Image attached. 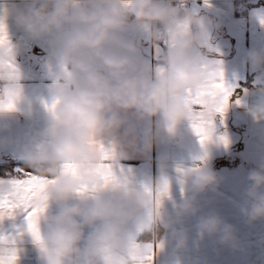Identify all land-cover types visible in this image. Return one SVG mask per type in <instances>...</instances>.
<instances>
[{
    "label": "clouds",
    "instance_id": "clouds-1",
    "mask_svg": "<svg viewBox=\"0 0 264 264\" xmlns=\"http://www.w3.org/2000/svg\"><path fill=\"white\" fill-rule=\"evenodd\" d=\"M23 3L25 10L6 11L5 19L14 15L16 24L34 39L51 37L53 58L66 70L65 81L51 89L55 110L47 128L49 146L26 161L33 174L55 181L44 194L46 210L39 219L41 231L47 213L53 206L59 209L43 237L41 264H130L133 254L143 258L163 248L167 231L174 232L177 249H183L187 235L174 229L162 201L156 202L161 184L151 192L120 182L91 195L78 193L101 183L93 174L102 163L95 144L118 142L133 115L154 121L148 131L150 144L164 138L182 142L179 126L190 121L187 97L208 91L205 85L222 72L218 62L197 54L210 43L219 23L172 0ZM133 28L143 29L154 46L167 40L155 75L153 67L140 59L141 46L125 36ZM17 47L9 40L0 46V104L12 102L15 109L23 100L22 73L14 66ZM247 64L264 71V51L250 52ZM208 101L218 102L213 97ZM14 111H0V117L11 119ZM134 134L129 128L125 136ZM65 164H77L79 174L65 175ZM248 179L247 212L249 222L255 223L264 220V168L253 170ZM179 180L188 193L176 206L182 222L198 216L199 196L218 188L220 178L205 167L189 170ZM197 227L220 246L240 248L235 227L219 214L200 216Z\"/></svg>",
    "mask_w": 264,
    "mask_h": 264
},
{
    "label": "crops",
    "instance_id": "crops-1",
    "mask_svg": "<svg viewBox=\"0 0 264 264\" xmlns=\"http://www.w3.org/2000/svg\"><path fill=\"white\" fill-rule=\"evenodd\" d=\"M7 4L6 9L5 0H0V20L6 25L9 42L18 46L14 66L22 73L23 100L16 105L13 118L0 117V149L22 162L49 146L47 128L51 121L48 110L53 100L51 89L65 81L66 70L53 58L51 37L34 39L16 24L14 15L5 19L6 11L14 13L26 9L23 0H7ZM189 8L200 15L206 12L219 23L214 39L220 36L231 39L229 54L205 48L197 53L203 60H213L221 65L224 83L232 89L223 116L216 114L221 127L217 129L214 118L213 136L202 144L191 121H186L179 126L183 137L180 144L166 138L150 144V121L139 120L133 115L121 130L120 140L104 146L113 155L110 163L118 183L124 182L138 191L150 192L154 185L168 183L169 192L162 198V203L173 220L174 229L187 235L188 243L178 250L174 232H165V246L155 249L152 264H264V220L250 223L247 212L248 177L252 170L222 172L214 169L220 184L199 196L196 217L181 222L177 219L176 207L188 195L180 183L181 174L205 168L201 162L196 164V160L239 147L259 165L257 170L264 168V84L252 85L253 78L262 71L252 70L247 64L250 52L264 51V0H191ZM146 34L143 29L133 28L125 36L137 43ZM163 46L166 50L167 40ZM140 59L145 64L150 63L142 48ZM238 123L244 131L237 128ZM129 128L135 132L131 138L125 136ZM222 136L226 137L227 144L220 139ZM221 158L217 157V162ZM212 164L210 161V166ZM18 173L0 175V181L20 178L23 172ZM58 211L53 206L47 213L49 219L41 229L42 238L48 231L51 217ZM212 213L219 214L235 227L240 242L238 250L220 246L199 231V217ZM86 231L90 233L91 230ZM0 233L18 237L16 264H41L42 247L27 231L25 213L19 212L13 218L0 221Z\"/></svg>",
    "mask_w": 264,
    "mask_h": 264
},
{
    "label": "snow or ice",
    "instance_id": "snow-or-ice-1",
    "mask_svg": "<svg viewBox=\"0 0 264 264\" xmlns=\"http://www.w3.org/2000/svg\"><path fill=\"white\" fill-rule=\"evenodd\" d=\"M264 22V21H262ZM8 43L6 25L0 20V46ZM208 91H197L190 94L186 103L190 106V121L194 133L200 138L202 144L207 143L213 136L215 129L214 116L219 113L223 116L226 111L232 89L226 86L223 80V73L219 75V80H215L205 85ZM208 97L218 100L217 103H209ZM15 110V104L10 102L7 105L0 104V111ZM49 112H54L55 102L48 107ZM220 139L227 144L226 137ZM95 149L101 154L102 163L94 170L93 174L101 180L99 185L92 189L87 187L79 191V195L87 196L93 194L102 188L118 183L110 161L113 159L112 153L105 148L102 143H96ZM65 175L76 176L79 174V166L77 164L63 165ZM55 183L54 180L47 177L38 176L32 172H23L20 178H14L10 181H0V221L7 218L15 217L19 212L25 213L27 221V231L33 240L43 249V238L39 228V219L45 212L43 204L44 194L50 184ZM169 192L168 183L165 182L160 191L156 194V202L159 204L162 198L167 196ZM17 236H9L0 233V264H16L17 261ZM139 247V246H137ZM151 247V245H149ZM154 252L138 258L135 254L128 259L130 264H152Z\"/></svg>",
    "mask_w": 264,
    "mask_h": 264
},
{
    "label": "rangeland",
    "instance_id": "rangeland-1",
    "mask_svg": "<svg viewBox=\"0 0 264 264\" xmlns=\"http://www.w3.org/2000/svg\"><path fill=\"white\" fill-rule=\"evenodd\" d=\"M141 40H143L145 44L146 43L148 44L150 42L147 38V34ZM149 61H150L149 65L153 67V72L155 75V69L159 65V60H156L154 57L150 56ZM214 118H216V115L214 116ZM215 121L217 122V129H219V127L221 126L218 124L217 118ZM153 123L154 121H150V126H152ZM236 126L240 131H244L241 128L240 123H238ZM217 157L218 158L222 157L220 162H217L218 161ZM210 161L214 163L212 164V166H210ZM200 162L203 163L206 168L211 167L212 170L216 169V171H222V172L223 171H228V172L233 171V169L239 172L241 171L245 172V170L253 171V170H257L258 168H260L259 165L255 161L253 162L251 160V157H249V155L242 153V150L239 147L228 150L222 154H215V155L212 154L210 156H207L206 159L204 160L203 159L196 160V164H199ZM20 163H21L20 161L12 158L10 155L4 153V151L0 149V171L4 169H9L10 167H14V170L16 171L12 170L13 174L17 172H20V173L30 172V171L23 169Z\"/></svg>",
    "mask_w": 264,
    "mask_h": 264
},
{
    "label": "water",
    "instance_id": "water-1",
    "mask_svg": "<svg viewBox=\"0 0 264 264\" xmlns=\"http://www.w3.org/2000/svg\"><path fill=\"white\" fill-rule=\"evenodd\" d=\"M257 2V1H253ZM202 16L213 19L208 13L204 12L201 14ZM215 30H212L211 41L209 44L203 46V48L207 49L208 51H215L221 54H229L231 52V39L227 36H220L217 39H214ZM138 45L141 46L143 52L147 56H152L156 60H159L160 56L165 51L164 46L159 43L155 46H151L150 44H145L141 39L137 42ZM264 84V71L260 74L256 75L253 78L252 85L259 86Z\"/></svg>",
    "mask_w": 264,
    "mask_h": 264
},
{
    "label": "trees",
    "instance_id": "trees-1",
    "mask_svg": "<svg viewBox=\"0 0 264 264\" xmlns=\"http://www.w3.org/2000/svg\"><path fill=\"white\" fill-rule=\"evenodd\" d=\"M20 165L22 166L23 169H25V170L31 172V170L28 169V168L26 167V161H22V162L20 163ZM12 170H14V167H10L9 169L1 170V171H0V175H1V176H4V175H10V174H13V173H12Z\"/></svg>",
    "mask_w": 264,
    "mask_h": 264
},
{
    "label": "built area",
    "instance_id": "built-area-1",
    "mask_svg": "<svg viewBox=\"0 0 264 264\" xmlns=\"http://www.w3.org/2000/svg\"><path fill=\"white\" fill-rule=\"evenodd\" d=\"M191 0H172V2L176 5H182L184 7L189 8ZM166 40H162L160 43L163 44ZM151 46H154L151 42H149Z\"/></svg>",
    "mask_w": 264,
    "mask_h": 264
}]
</instances>
